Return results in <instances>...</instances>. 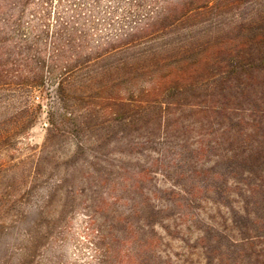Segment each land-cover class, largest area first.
Wrapping results in <instances>:
<instances>
[{
	"label": "rangeland",
	"instance_id": "obj_1",
	"mask_svg": "<svg viewBox=\"0 0 264 264\" xmlns=\"http://www.w3.org/2000/svg\"><path fill=\"white\" fill-rule=\"evenodd\" d=\"M174 1L0 0V57L10 59L7 69L18 84L16 93L0 91V264H127V226L147 224L135 215L141 206L151 218L149 236L158 239L149 264H231L236 241L249 237L264 253V163L251 166L254 176L242 164L237 179L228 175L232 164L209 163L207 170L225 177L192 179L187 162L194 146L183 150L158 137L145 142L143 132L114 129L102 110L91 117L80 95L66 94V111L58 100L61 86L49 62L57 44L74 36L91 52L143 29ZM263 8L264 0H251L240 14ZM233 20L210 16L174 32L163 25L154 39L162 48L188 38L203 44V34L215 35ZM37 79L41 86L28 90ZM49 122L65 127L49 132ZM173 164L187 176L180 184L186 192H168L162 166ZM246 186H257L258 194Z\"/></svg>",
	"mask_w": 264,
	"mask_h": 264
},
{
	"label": "trees",
	"instance_id": "obj_2",
	"mask_svg": "<svg viewBox=\"0 0 264 264\" xmlns=\"http://www.w3.org/2000/svg\"><path fill=\"white\" fill-rule=\"evenodd\" d=\"M248 1L177 0L143 29L132 30L91 52H85L84 44L79 46L74 36L57 44L49 62L55 65L51 78L61 86L58 100L64 106L62 110L66 111L67 93L80 95V100L87 103V114L92 117L102 110L100 115L109 117L114 129L143 132L145 142L158 137L163 142L179 143L183 150L194 146V158L187 162L192 179L225 177L218 169L207 170L209 163L232 164L228 175L234 179L246 164V175L254 176L251 166L264 163V8L244 17L240 13ZM230 15L236 20L222 23L215 35L203 34V44L188 38L171 48L156 45L157 27L168 25L166 30L174 32L191 21ZM5 57H0V91L16 93L18 90L12 88L18 84L7 69L12 62ZM39 60L44 67L46 59ZM38 79L27 89L40 87ZM74 84L77 86L70 90L68 87ZM95 84L98 88L93 87ZM94 99L102 103L89 102ZM49 125V132L65 127L60 122ZM179 166H162L168 192L173 194L176 190L186 192L180 184L187 176ZM139 178L145 180L146 176L139 174ZM202 183L211 190L207 181ZM192 185L193 191H200ZM246 187L250 194H258L257 186ZM139 211L141 215L135 212L136 217L147 224L127 226L132 246L127 264H149L158 249V239L147 232L151 218L142 206ZM255 239L236 241L238 252L230 263L264 264V253L257 249L260 242Z\"/></svg>",
	"mask_w": 264,
	"mask_h": 264
}]
</instances>
